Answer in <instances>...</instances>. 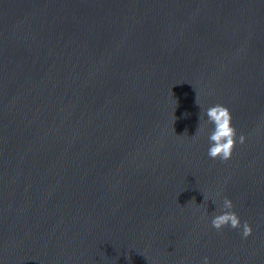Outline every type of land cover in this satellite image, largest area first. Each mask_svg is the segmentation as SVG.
I'll use <instances>...</instances> for the list:
<instances>
[{
    "label": "water",
    "instance_id": "95a60500",
    "mask_svg": "<svg viewBox=\"0 0 264 264\" xmlns=\"http://www.w3.org/2000/svg\"><path fill=\"white\" fill-rule=\"evenodd\" d=\"M204 257L264 264V0H0V264Z\"/></svg>",
    "mask_w": 264,
    "mask_h": 264
},
{
    "label": "clouds",
    "instance_id": "9594fccd",
    "mask_svg": "<svg viewBox=\"0 0 264 264\" xmlns=\"http://www.w3.org/2000/svg\"><path fill=\"white\" fill-rule=\"evenodd\" d=\"M196 103L199 105L198 101ZM204 116L207 117V123L213 126L208 135V157L213 160L219 159L221 162L230 160L237 142L243 145L246 137L243 134L238 136L236 129L232 126V116L227 107L220 104L209 106L203 110V115L200 114V122ZM200 122L197 132L200 129ZM233 209L232 200L225 197L219 213L211 219V226L218 232L224 228L240 230L241 237L247 239L252 234V226L247 221L242 223ZM203 264H209L208 257L203 258Z\"/></svg>",
    "mask_w": 264,
    "mask_h": 264
}]
</instances>
